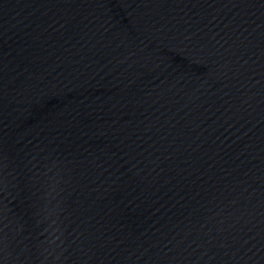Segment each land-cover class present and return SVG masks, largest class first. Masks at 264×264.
Returning <instances> with one entry per match:
<instances>
[{"label": "water", "instance_id": "95a60500", "mask_svg": "<svg viewBox=\"0 0 264 264\" xmlns=\"http://www.w3.org/2000/svg\"><path fill=\"white\" fill-rule=\"evenodd\" d=\"M0 264H264V0H0Z\"/></svg>", "mask_w": 264, "mask_h": 264}]
</instances>
